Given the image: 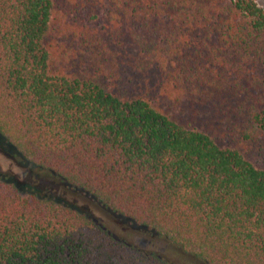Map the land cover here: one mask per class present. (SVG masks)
Segmentation results:
<instances>
[{
	"label": "trees",
	"instance_id": "obj_1",
	"mask_svg": "<svg viewBox=\"0 0 264 264\" xmlns=\"http://www.w3.org/2000/svg\"><path fill=\"white\" fill-rule=\"evenodd\" d=\"M58 1L62 19L80 30L56 28ZM108 1L98 24L76 0H0L4 145L196 264H264V168L219 145L211 127L224 124L244 142L264 131V8L255 0ZM82 53L111 90L73 70ZM148 76L189 108L186 122L137 93ZM205 103L211 115L201 121ZM0 264L190 263L128 242L35 183L23 191L0 173Z\"/></svg>",
	"mask_w": 264,
	"mask_h": 264
},
{
	"label": "rangeland",
	"instance_id": "obj_2",
	"mask_svg": "<svg viewBox=\"0 0 264 264\" xmlns=\"http://www.w3.org/2000/svg\"><path fill=\"white\" fill-rule=\"evenodd\" d=\"M90 0H76L78 7L82 11V15L85 18H92L93 15H97L96 23L100 24L105 20V11L109 7L108 0H94L95 5L92 6ZM261 7L264 8V0H255ZM66 4L62 1H58L54 10V20L56 28L63 31L80 30L82 27L78 25V21L66 23L62 19V13L65 11L64 6ZM65 15V13L63 14ZM73 16L71 14L69 19ZM71 23V24H70ZM73 38V35H72ZM66 41V40H65ZM74 48V45L71 46ZM80 62L74 65L75 69H87L90 73H93L97 79L108 89H112V85L108 78L102 76L100 73H95L92 67H89V61L86 54L81 55ZM71 67L68 68V71ZM157 79L155 76H148L142 80L134 88L137 93L147 98L157 109L163 112H167L173 115L178 121L186 122L190 115V110L187 106L175 105L172 102V98L175 93L170 88H164L158 90ZM200 117L210 118V111L208 105H200ZM200 121V122H201ZM224 125V124H222ZM222 125L214 124L211 127H215L217 130L213 133L214 140L221 146H230L238 149L241 154L249 160L255 167L264 168V131L259 132L256 137L250 141H240L231 131L229 127H221ZM205 130L211 131L209 128L203 127ZM0 173H9L14 180L18 183L19 187L25 191L29 184L35 183L36 188L39 191H46L51 196L59 201H63L81 212L86 213L88 216L93 217L100 223L104 224L114 235L127 240L128 242L137 244L143 248L158 251L170 257L174 261L187 262L190 264H196L197 262L189 258L187 255H183L178 249L173 248L167 241L157 238L155 236L147 235L137 228L127 223L123 218L115 216L102 208L97 202L92 200L87 194L74 189L66 188L63 184L56 180L45 177L34 172L32 165L20 162L15 157L9 147L4 145L0 138Z\"/></svg>",
	"mask_w": 264,
	"mask_h": 264
}]
</instances>
